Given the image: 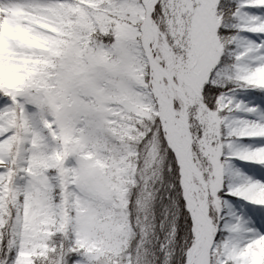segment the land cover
I'll list each match as a JSON object with an SVG mask.
<instances>
[{"label": "snow or ice", "instance_id": "obj_1", "mask_svg": "<svg viewBox=\"0 0 264 264\" xmlns=\"http://www.w3.org/2000/svg\"><path fill=\"white\" fill-rule=\"evenodd\" d=\"M0 264H264V0H0Z\"/></svg>", "mask_w": 264, "mask_h": 264}]
</instances>
